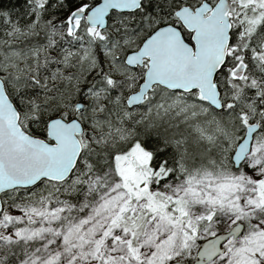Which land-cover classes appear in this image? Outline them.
Segmentation results:
<instances>
[{"label":"snow or ice","instance_id":"obj_1","mask_svg":"<svg viewBox=\"0 0 264 264\" xmlns=\"http://www.w3.org/2000/svg\"><path fill=\"white\" fill-rule=\"evenodd\" d=\"M0 264H264V0H0Z\"/></svg>","mask_w":264,"mask_h":264}]
</instances>
